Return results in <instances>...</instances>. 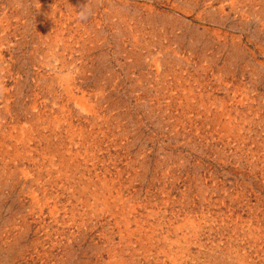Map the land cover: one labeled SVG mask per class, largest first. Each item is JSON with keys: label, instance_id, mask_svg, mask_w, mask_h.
I'll list each match as a JSON object with an SVG mask.
<instances>
[{"label": "rangeland", "instance_id": "1", "mask_svg": "<svg viewBox=\"0 0 264 264\" xmlns=\"http://www.w3.org/2000/svg\"><path fill=\"white\" fill-rule=\"evenodd\" d=\"M83 3L0 0V264H264V0Z\"/></svg>", "mask_w": 264, "mask_h": 264}, {"label": "clouds", "instance_id": "2", "mask_svg": "<svg viewBox=\"0 0 264 264\" xmlns=\"http://www.w3.org/2000/svg\"><path fill=\"white\" fill-rule=\"evenodd\" d=\"M95 15L93 8L90 5V0H85V3L81 4L78 8L77 19L81 22H87ZM46 65L50 72L57 75L58 79L69 80L75 74L74 65H64L61 55L56 47L49 50ZM63 65L64 70L60 71ZM3 83L0 82V94L3 93Z\"/></svg>", "mask_w": 264, "mask_h": 264}]
</instances>
